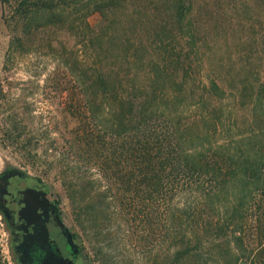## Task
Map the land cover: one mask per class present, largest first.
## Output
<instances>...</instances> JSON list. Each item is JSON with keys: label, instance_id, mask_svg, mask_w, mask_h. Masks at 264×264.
I'll use <instances>...</instances> for the list:
<instances>
[{"label": "trees", "instance_id": "1", "mask_svg": "<svg viewBox=\"0 0 264 264\" xmlns=\"http://www.w3.org/2000/svg\"><path fill=\"white\" fill-rule=\"evenodd\" d=\"M0 1L13 45L81 31V131L61 156L87 171L59 175L100 264H264V28L247 8L174 0L121 21L109 12L135 0ZM211 18L229 19L221 37Z\"/></svg>", "mask_w": 264, "mask_h": 264}, {"label": "rangeland", "instance_id": "2", "mask_svg": "<svg viewBox=\"0 0 264 264\" xmlns=\"http://www.w3.org/2000/svg\"><path fill=\"white\" fill-rule=\"evenodd\" d=\"M173 3L174 0H135L121 11L109 13L112 19L115 16L121 21L127 19L125 15L133 8L156 10L160 12L158 15L165 17L164 12L174 9ZM195 5L196 8H205L209 16L216 8H226L228 11L237 7L247 8L258 29L264 28V2L260 0H198ZM149 14L144 19L137 16L138 26L153 22ZM7 15L5 5L0 1V171L15 168L28 179L40 182L59 202L66 226L73 233H79L76 238L81 257L78 264H100L91 251L89 237L76 221V211L67 199L59 175L60 171L70 168L78 174L77 177H83L84 171H87L81 164L68 163L61 156L67 151L65 140L76 137L81 128L76 116H79L84 104V95L74 75L78 71L79 61L85 56L89 57L80 45L81 31L76 23L74 28L58 25L39 29L22 46L13 45ZM104 19L101 12H94L88 21L94 28H99ZM237 19L240 18L236 16L234 22ZM215 21L211 18L209 25L216 28L213 30L214 36L216 32L220 36L228 26L229 19L218 20L220 24ZM121 28L118 26V34H114L119 41L123 38ZM226 102L234 104L231 97ZM73 165L75 167H71ZM93 168L91 171H94ZM86 175L89 177V172ZM158 249L153 248V254ZM0 259L3 264H13L1 219Z\"/></svg>", "mask_w": 264, "mask_h": 264}, {"label": "flooded vegetation", "instance_id": "3", "mask_svg": "<svg viewBox=\"0 0 264 264\" xmlns=\"http://www.w3.org/2000/svg\"><path fill=\"white\" fill-rule=\"evenodd\" d=\"M27 207H31L37 210V213H41L43 221L52 239L57 242L63 257L74 258L67 244V236L64 234L65 229L68 227L62 218L59 202L51 196L49 191L40 182L28 179L18 169L5 168L0 171V219L7 233L12 263L39 264L35 260L33 261L30 256H34L37 259L40 249L35 248L36 252L27 255L19 241L22 233L19 213L23 212ZM71 233L73 234L72 231ZM73 237L76 242L74 234ZM77 248L79 250L78 246ZM80 258L79 250L74 264H78Z\"/></svg>", "mask_w": 264, "mask_h": 264}, {"label": "water", "instance_id": "4", "mask_svg": "<svg viewBox=\"0 0 264 264\" xmlns=\"http://www.w3.org/2000/svg\"><path fill=\"white\" fill-rule=\"evenodd\" d=\"M21 212L19 213L22 232L19 240L21 247L27 255L36 252L35 248L40 249L37 259L34 256H30L33 261L35 260L39 264H74L79 250L69 228L65 229L64 234L67 236V244L74 258L63 257L57 242L52 239L40 212L37 213V210L31 207H27Z\"/></svg>", "mask_w": 264, "mask_h": 264}]
</instances>
